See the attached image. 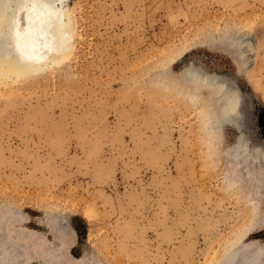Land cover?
<instances>
[{
    "label": "rangeland",
    "instance_id": "obj_1",
    "mask_svg": "<svg viewBox=\"0 0 264 264\" xmlns=\"http://www.w3.org/2000/svg\"><path fill=\"white\" fill-rule=\"evenodd\" d=\"M63 7L67 57L0 75V206L36 217L67 209L70 259L95 252L108 264H213L229 240L264 248V226L252 229L264 224V0ZM212 36L246 51L233 59L205 44ZM188 63L236 83L240 126L168 88V69ZM241 135L252 141L249 158L262 159L251 167L232 159ZM29 229L54 243L46 226Z\"/></svg>",
    "mask_w": 264,
    "mask_h": 264
},
{
    "label": "bare ground",
    "instance_id": "obj_2",
    "mask_svg": "<svg viewBox=\"0 0 264 264\" xmlns=\"http://www.w3.org/2000/svg\"><path fill=\"white\" fill-rule=\"evenodd\" d=\"M64 3L65 0H1L0 75H20L29 69L36 70L39 66L42 69L49 63H58L67 57L72 26L64 22ZM244 34L247 35L246 32ZM203 41L209 44L210 48L221 50L233 59L238 58L237 53L240 50L245 52L247 47H244L245 43L237 45L232 40L216 36ZM245 54L244 56H247V53ZM168 71L165 76L168 88L179 90V93L186 95L188 99L202 100V103L210 108V118L217 121L223 119L240 126L243 120L244 93H241L228 75L208 71L195 63L186 64L178 73L171 72L170 69ZM251 142L246 136H240L232 156L236 164L242 165L246 162L242 160L249 159L245 164L249 163L251 167V163L260 158L253 154L250 157L252 162H249ZM19 207L15 203L0 206V264H108L100 253L92 252L75 259L64 255V248L71 246L74 240L72 236L75 234L62 215L67 209L47 207L42 209L43 217H36L33 214L26 215ZM261 213L264 214V209ZM32 224L46 226L53 236L54 243L46 233L29 229ZM263 226L264 224H261L252 229H260ZM254 244L245 243L241 238L229 240L213 260V264H264V248Z\"/></svg>",
    "mask_w": 264,
    "mask_h": 264
},
{
    "label": "trees",
    "instance_id": "obj_3",
    "mask_svg": "<svg viewBox=\"0 0 264 264\" xmlns=\"http://www.w3.org/2000/svg\"><path fill=\"white\" fill-rule=\"evenodd\" d=\"M257 121L260 129L264 130V108H262L257 114Z\"/></svg>",
    "mask_w": 264,
    "mask_h": 264
},
{
    "label": "water",
    "instance_id": "obj_4",
    "mask_svg": "<svg viewBox=\"0 0 264 264\" xmlns=\"http://www.w3.org/2000/svg\"><path fill=\"white\" fill-rule=\"evenodd\" d=\"M243 102V101H242Z\"/></svg>",
    "mask_w": 264,
    "mask_h": 264
}]
</instances>
